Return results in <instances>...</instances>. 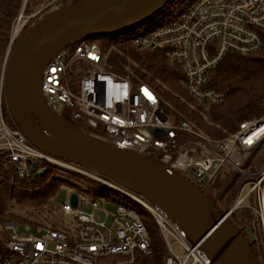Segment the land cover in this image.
<instances>
[{
    "label": "built area",
    "instance_id": "obj_1",
    "mask_svg": "<svg viewBox=\"0 0 264 264\" xmlns=\"http://www.w3.org/2000/svg\"><path fill=\"white\" fill-rule=\"evenodd\" d=\"M28 1L18 16L12 43L22 25L45 17L62 0H41L26 14ZM185 9L174 20L132 32L131 45L141 51L166 50L179 64L189 96L207 110L225 98L210 85L213 69L228 53L248 55L262 48L264 0H191ZM5 68L6 62L0 75V152L5 165L26 179L52 165L64 179L77 177L75 182L82 189L90 191L101 184L123 196V201L107 200L115 205L110 212L101 199L91 200L74 190L60 205L64 216L75 219L71 227L5 220L2 229L7 236L0 247V264H138V256H154L148 218L167 249L163 264H213L200 243L195 244L167 210L144 194L92 167L57 158L33 145L9 111ZM125 70L130 71L129 67ZM41 90L53 111L61 116L66 107L72 111L77 127L148 156L206 194L210 188L218 195L215 185L221 181L234 182L237 201L223 211L226 219L248 211L250 220L237 219L240 230L244 233L246 224H257L264 236V113L242 121L236 131L222 138L212 137L189 120L175 121L165 112L153 86L113 70L100 44L89 40L54 55L44 70ZM85 202L92 212L83 211ZM175 246L181 248L179 252Z\"/></svg>",
    "mask_w": 264,
    "mask_h": 264
},
{
    "label": "water",
    "instance_id": "obj_2",
    "mask_svg": "<svg viewBox=\"0 0 264 264\" xmlns=\"http://www.w3.org/2000/svg\"><path fill=\"white\" fill-rule=\"evenodd\" d=\"M173 1L81 0L43 17L8 50L7 105L33 145L144 194L167 210L195 244L200 243L213 264H260L251 246L252 228L243 233L185 176L77 127L53 111L42 94L44 70L60 50L87 37L129 30Z\"/></svg>",
    "mask_w": 264,
    "mask_h": 264
},
{
    "label": "trees",
    "instance_id": "obj_3",
    "mask_svg": "<svg viewBox=\"0 0 264 264\" xmlns=\"http://www.w3.org/2000/svg\"><path fill=\"white\" fill-rule=\"evenodd\" d=\"M77 1L81 0H62L58 8ZM176 1H173L175 5L178 3ZM170 4L155 15L164 12ZM24 5L25 0H0V72L4 63L7 62L13 31ZM53 11L46 13L45 16ZM40 19L22 25L24 29L21 32L22 36ZM131 33L130 30H126L104 35L102 40H96L99 41L103 53L107 56L109 66L113 70L129 74L134 81L147 82L153 86L160 96L165 112L175 121L189 120L206 134L222 138L236 131L242 121L264 113L262 106L264 100V44L259 51L248 55L228 53L213 69L210 73V85L222 92L225 98L221 103L213 104L207 109L208 119H206L201 111L203 106L197 104L189 96L184 86L183 73L179 64L170 58L166 50L141 51L136 49L131 45ZM91 38L87 37L83 40L96 41ZM126 67H129V72L125 70ZM65 180L56 173L52 165H47L44 171L33 179L19 177L12 166L5 165L4 154L0 152V218L9 216L16 220L37 223L31 218H39L38 214L44 213L43 205L48 206L51 203L50 198L57 193ZM219 185L221 186L218 191L221 194L231 185V182L224 180ZM17 206L20 211L26 213L28 218L14 212ZM219 210L223 212L221 208ZM239 217L240 215L233 214L229 222L240 229L241 225L237 223ZM146 221L154 256L152 258L138 256L137 263L163 264L167 254L166 246L155 224L149 218ZM6 236L5 233L2 238L0 237V247L3 246ZM257 243L258 238L255 237L251 246L260 264H263L262 254L256 247Z\"/></svg>",
    "mask_w": 264,
    "mask_h": 264
},
{
    "label": "rangeland",
    "instance_id": "obj_4",
    "mask_svg": "<svg viewBox=\"0 0 264 264\" xmlns=\"http://www.w3.org/2000/svg\"><path fill=\"white\" fill-rule=\"evenodd\" d=\"M190 1L191 0H177L176 3L177 2L178 3L176 5H175V3L172 2L167 7L168 9L165 10L166 12L164 11L162 13L160 12L157 15H153L152 17H150V19L146 20L144 23H142L140 25H137V26H135V27H133V28H131L129 30L131 32H136L135 34H137L138 30H146V28L148 26L156 25L159 22H162L164 20H174L178 15H181L186 10L185 8L189 5ZM40 2H41V0H29L28 1V5H27L26 14L31 12L32 9H34V8L36 9V7L39 6ZM57 8H55V9H57ZM55 9H53V10H55ZM16 25H18V24H16ZM16 25H15L12 37L14 36L15 30H16V27H17ZM20 25H22V24L20 23ZM23 31H24V29L21 26V28L19 29V31L17 33V37L19 35V37L17 38L18 41L21 38V36H22L21 32H23ZM103 36L104 35H102V36H91L92 37L91 39H93V40H96V39L102 40ZM16 41L14 43H12V42L10 43V46H9L8 50L10 49V47L14 46ZM4 65H5V63H4ZM3 69H4V66L2 67V70ZM2 70L0 72V75L2 74ZM195 102L197 104L201 105L196 100H195ZM194 105H196V104H194ZM194 105H193V107H195ZM201 111H202V115L206 119H208L206 108H204V107L201 108ZM62 114H63L62 115L63 117L67 118L68 120H70L72 122H75V120L73 118L72 111L70 109H68L67 107L62 112ZM77 180H78V178L75 177V176L66 178V180L63 182V184L61 185V187L57 191V193L53 197L50 198L51 203L48 206L47 205H43L44 213L40 214V215L38 214L39 218H37V217L36 218H34V217L31 218L32 220L36 221L37 223H32L31 221H22V220H19V219H17V221L20 222V223H29V224H32V225H35V226H43V225L50 224V223L51 224H55V225H57L59 227H67V226L71 227V226L75 225L76 223H75V219L73 218V216H71V215L64 216L62 214V212H60V205L68 199L69 194L71 192H73L74 190H78L82 195L86 196L87 198H89L91 200L94 199V198L101 199L103 206H105L107 211H110V212L111 211L113 212V210L115 209V205H114V203L107 202V200L115 198L116 200L123 201V196H121L119 193H117L116 191H114V190H112V189H110L108 187H105V186H103L101 184H98L96 187H94L92 190L89 191V190H86V189H82L80 184H76L75 181H77ZM219 184H221V182H219V183H217L215 185L216 188H218V190H219V187L221 186ZM233 185H234V182L225 190V192H222L221 194H219V191H218V195L213 194L212 190L210 188H207V190H206L207 194L210 197H212V199L215 200L216 203L218 202L217 203L218 209L221 208L222 211H225V210H228V209H230V208H232L234 206V204L237 201V199H236V196H235V193H236V191L234 190L235 187H233ZM82 209H83L84 212H87V213L92 212L91 205L86 203V202L83 203ZM14 212L17 213L18 215H21L22 217L25 216V217L28 218V216L26 215L25 212L19 210L18 206L14 209ZM222 213H224V212H222ZM234 214H236V216H238L237 213H234ZM239 215L241 217H243L242 220H245V219H247V220L249 219L250 220L252 218L251 214L248 211H242V212L239 213ZM232 216H233V214H232ZM7 219H14V218H11L9 216H6L5 218H0V237L1 238L5 234L4 230L2 232V225L4 223V220H7ZM14 220H16V219H14ZM235 222H237V221H235ZM261 227L262 226H259L257 224H255V225L246 224V228L247 229L248 228H252L253 232L255 233L254 234L255 237L258 238V243L256 244V247H257L258 251H260L261 254H262V263L264 264V238H263L264 236H263V230H262ZM31 231L34 232L35 229H32ZM31 231H26V232L29 234V232H31ZM174 249L179 252L181 248H178L177 246H175Z\"/></svg>",
    "mask_w": 264,
    "mask_h": 264
},
{
    "label": "bare ground",
    "instance_id": "obj_5",
    "mask_svg": "<svg viewBox=\"0 0 264 264\" xmlns=\"http://www.w3.org/2000/svg\"><path fill=\"white\" fill-rule=\"evenodd\" d=\"M16 26H17V27H16V30H18V28H19V25H16ZM16 30H15V31H16Z\"/></svg>",
    "mask_w": 264,
    "mask_h": 264
},
{
    "label": "snow or ice",
    "instance_id": "obj_6",
    "mask_svg": "<svg viewBox=\"0 0 264 264\" xmlns=\"http://www.w3.org/2000/svg\"><path fill=\"white\" fill-rule=\"evenodd\" d=\"M145 94L147 95V92ZM149 98H151V97L149 96ZM37 247H40V245H37Z\"/></svg>",
    "mask_w": 264,
    "mask_h": 264
}]
</instances>
